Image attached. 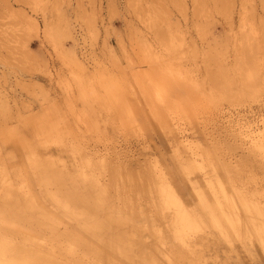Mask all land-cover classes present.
Segmentation results:
<instances>
[{
	"label": "rangeland",
	"instance_id": "rangeland-1",
	"mask_svg": "<svg viewBox=\"0 0 264 264\" xmlns=\"http://www.w3.org/2000/svg\"><path fill=\"white\" fill-rule=\"evenodd\" d=\"M262 131L264 0H0V264H264L237 199L264 208ZM104 158L157 160L198 230L137 172L89 167L92 189L78 164Z\"/></svg>",
	"mask_w": 264,
	"mask_h": 264
},
{
	"label": "bare ground",
	"instance_id": "bare-ground-1",
	"mask_svg": "<svg viewBox=\"0 0 264 264\" xmlns=\"http://www.w3.org/2000/svg\"><path fill=\"white\" fill-rule=\"evenodd\" d=\"M119 95V94H118ZM117 98V97H116ZM118 99V98H117ZM116 99V100H117ZM123 100V99H122ZM119 100L117 101V105L119 104ZM119 107V105H118ZM121 107V106H120ZM119 107V108H120ZM124 111H126V107H123ZM132 114V113H131ZM122 119V118H121ZM129 121V119H127ZM170 120V119H169ZM130 123V122H129ZM258 133V132H257ZM255 137L256 140H254V144H252V148L251 149L253 152L255 151H259V150H264V131H262V133H259L257 134ZM236 138V137H235ZM193 143V142H192ZM223 144V143H222ZM225 144V143H224ZM218 144H213L212 143V146H211V149L212 151H210L211 153H216V149ZM227 146V145H225ZM191 147V145H190ZM194 147V146H193ZM222 147V146H221ZM224 147V146H223ZM220 148V147H219ZM218 148V149H219ZM225 148V147H224ZM227 148L229 147H226L225 149L227 150ZM235 148V147H234ZM204 151H202L203 154H207V151L209 150H205V148H203ZM222 149V148H221ZM231 149V148H230ZM233 150V149H231ZM230 150V151H231ZM192 151V150H191ZM228 151V150H227ZM229 151V152H230ZM217 153H218V150H217ZM262 153V152H261ZM196 154H199L198 153V150L195 152H191V156H195ZM222 154H223V151H222ZM96 157V156H95ZM200 157V156H199ZM215 157V160L217 162V165H219L221 168H223L224 170L226 171H232L233 168H235V165H232L230 164L229 162H226L224 159L222 158H218L216 154H214ZM195 158V157H194ZM102 159V158H101ZM101 159H88V160H84V161H81L79 162V168H80V172L79 174L82 175L88 182H90V187L92 189L96 188L97 189V192H100V194L104 193L106 191V188L101 185V186H98L97 183H96V180H93V179H89L87 174H86V171L87 169H90L89 167L93 168V166L95 167V169L97 170V168L99 167H108V169L110 168L111 169V164L114 165V167H119V168H124V169H128L131 170L132 172L134 171L137 176L135 177V173L133 172V175H131V178L132 176L135 177L133 179V184H130V183H127V191H130V189H134V191H136V194L139 195H145L147 196L146 200V203H149L150 205H152L153 207L155 206H161V207H173L174 208V213H173V216H172V221L173 223L175 224H179L181 225L182 227H191L193 229H197L200 224L198 223L197 220H195L194 218H190L188 216V213H187V210H186V206L185 204L183 203V201L180 199L178 193L173 189V186L172 184L169 182V180L167 179V177L165 176L163 170L160 168L161 165H159L158 161L157 160H151L149 158H146L144 160H132V161H127L124 163H120V165H117V164H113V162H106L105 161V158L104 160H101ZM113 161V160H112ZM123 161V160H122ZM121 162V161H120ZM160 162V161H159ZM203 162V161H202ZM53 163V162H52ZM194 163H197L196 161ZM193 163V165H191L192 167L194 168H198V166L196 167L195 164ZM99 164V165H98ZM161 164V163H160ZM184 164V163H183ZM191 164V163H190ZM202 164V163H200ZM198 164V165H200ZM160 166V167H159ZM190 166V165H189ZM159 168V169H158ZM104 169V168H103ZM188 169V168H187ZM186 167L183 168V170H187ZM59 170L61 169H58L56 168L55 166L51 165V166H46V171H50L51 173H53L55 179L62 185V186H67V185H70L72 186L73 185V182H72V179L69 180V182H67L66 180L64 181L63 179L60 178V173H59ZM114 171V170H113ZM126 171V170H125ZM130 172V171H129ZM184 172V171H183ZM234 172V171H233ZM124 173V172H123ZM138 173H140L141 175H138ZM126 174V173H125ZM232 174V173H231ZM103 175V174H102ZM105 175V174H104ZM129 175V173H128ZM127 176V174H126ZM62 177V175H61ZM103 177V176H102ZM129 177V176H128ZM65 178V177H63ZM106 178V176H105ZM125 178V177H124ZM92 180V181H90ZM103 180V179H102ZM100 181V180H99ZM208 181V180H207ZM130 182V181H128ZM212 182V181H210ZM207 183L206 186H208L210 189H217L219 188V184L216 185V183ZM100 184V183H99ZM205 184V183H204ZM105 185L107 186V184L105 183ZM109 188V186H108ZM75 190V189H74ZM208 190V189H207ZM76 194L75 197L77 199H79L81 202L83 201H86V197H81L79 196V194L81 192H77V190H75ZM110 192V191H109ZM111 193V192H110ZM82 194V193H81ZM107 194V193H106ZM130 196V195H129ZM128 198V196H126ZM125 197V198H126ZM238 198V204L240 206V208L245 212V213H248L249 214H252V213H256L258 216L257 218H260V217H264V208H260L258 207V205L254 202H252L250 199H247L245 198L244 196L242 198H240V195L238 194L237 196ZM145 198V197H144ZM133 199V198H132ZM227 200V199H226ZM225 200V201H226ZM223 201L222 203L220 201H217L216 199H214L212 203L213 206H211V203H208L209 205V208L210 211H211V216H212V221L213 223L219 227L220 226V220L218 218V216L215 214L216 212H214V209H217V210H221L222 208H227V204L226 202ZM125 202V201H124ZM143 202V201H142ZM130 204V203H128ZM139 204V203H138ZM145 205V204H144ZM144 205H141L144 207ZM139 206V205H138ZM140 207V206H139ZM142 207V208H143ZM188 209V208H187ZM144 211V208L142 209ZM225 211V210H224ZM220 214V213H218ZM220 216V215H219ZM221 218V217H220ZM261 220V219H260ZM228 226H231V228H233V230L235 231V234L236 236L238 237H243L245 236V233L242 229V225L241 223L239 222L238 219L236 218H224V220ZM222 221V222H223ZM261 223H258L257 221H249L251 227H252V230L255 234V237H256V240L259 244H261L262 246H264V221H260ZM224 225V224H223ZM222 225V226H223ZM225 226V225H224ZM227 227V226H226ZM198 230V229H197ZM221 231V230H220ZM227 231H229L227 229ZM182 231H179L177 232L176 234H180ZM229 234V233H228ZM175 235V239H179V241L181 240L183 242V237L184 235H181L180 236H177ZM230 237V236H229ZM233 240V239H232ZM180 241V242H181ZM183 244V243H182ZM260 245V246H261ZM261 246V247H262ZM151 263V262H149ZM148 264V263H147Z\"/></svg>",
	"mask_w": 264,
	"mask_h": 264
}]
</instances>
